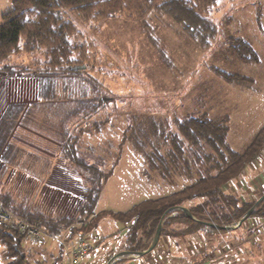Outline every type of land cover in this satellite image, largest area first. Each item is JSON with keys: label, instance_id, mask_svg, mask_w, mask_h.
Segmentation results:
<instances>
[{"label": "rangeland", "instance_id": "374dc122", "mask_svg": "<svg viewBox=\"0 0 264 264\" xmlns=\"http://www.w3.org/2000/svg\"><path fill=\"white\" fill-rule=\"evenodd\" d=\"M11 2L12 0H0V17L11 9ZM205 14L215 27L207 44L183 32L170 17L154 12L143 22L128 21L124 15L118 13L99 25L95 21L83 23L75 18L74 21L83 35V42L92 45L89 49H96V61L92 58L94 54L91 55L87 48L89 52L81 60L88 63V68L83 69L79 75L56 74L53 96L38 97L35 70L31 67L28 72L33 77H25L18 72L14 78H8L0 72V113L10 102L29 103L25 107L19 128L17 126L18 130L14 131L13 139L17 136L26 138L27 141L31 139L25 132H20V127L35 129L48 136L61 119L79 107L83 109L82 102L91 98L95 100V105L105 104L103 106L106 109H101L98 117L103 119L108 113L110 122L99 133L92 130L90 133L84 132L82 135L84 142L97 144L110 140L112 144H116L123 129L129 123L133 124L131 120L134 116L137 124L142 122L141 117L147 115L164 122L190 112H206L211 116L227 114L230 118L227 142L235 150L243 149L264 123V0H218ZM232 36L248 40L259 61L256 63L240 61L228 46V40ZM31 54L9 56L0 63V67L12 64L32 65L38 56ZM214 68L231 75L245 76L247 79L240 84L227 83L212 71ZM93 80L96 86L93 85ZM100 99L102 101H97ZM71 122L72 125L75 123L73 120ZM34 123L38 126H34ZM81 125L87 127L84 123ZM145 150L150 152L149 148ZM136 153L130 143L124 144L119 163L99 196L98 210L112 204L121 205L119 208L130 207L144 199L169 194L188 182L186 177L178 173L175 177L171 176V180L162 178ZM21 156L20 152L14 161L24 158ZM164 157L169 169L174 168L173 164H176L181 172L182 163L179 161L173 163L167 153ZM55 160V168L41 186H38L31 177L10 170L12 164L2 167L0 161L1 191L8 190L17 194L19 199L26 196L45 213L51 215L70 213L84 188L83 176L67 161L61 160V157L57 156ZM105 161L110 163L112 159ZM104 165L103 172H106L110 164ZM62 167L68 169L66 177L60 170ZM251 171H255L256 175L263 171L259 191L262 195L264 170H261V167L253 170L250 164L246 174ZM149 174H153L151 176L153 178ZM51 180L52 182L48 183ZM62 182L71 185L70 193L66 198H62L65 199L63 203L61 201V204H58L60 200L56 199L52 206L48 193L45 195V186L48 184L60 186ZM245 188L241 177L230 188V192L243 200L248 194ZM122 192L130 196L121 204H116L114 199ZM170 215L174 217L184 213L180 210ZM192 215L198 220L209 219L206 214ZM236 222L235 220L229 225ZM243 223L230 233L205 234L202 242L198 240L206 250L209 246L212 248L213 241L216 240V244H219L225 239L222 248L215 246L211 252L213 256L210 255L211 248H207L208 252L185 248V245L197 242L192 234L174 237L172 242L176 247L178 245V250L173 248V251H169L165 242L161 248L163 256L169 259L177 255L179 257L177 264H264V234L246 240L248 237L243 231V226L251 225L246 221ZM163 229L162 227L161 230ZM118 233L123 236L126 230L122 229ZM214 236L215 239L212 238ZM241 236L247 238L236 243ZM47 243L49 246L56 244L50 241ZM150 243L145 240L140 247L134 244L126 246H130L128 250H140L148 247ZM94 248L90 253L99 252L102 246ZM220 249L224 252L220 253ZM206 254L212 257L204 260ZM185 255L188 256L187 259ZM3 263L6 264V260H2L0 255V264Z\"/></svg>", "mask_w": 264, "mask_h": 264}, {"label": "trees", "instance_id": "16d2710c", "mask_svg": "<svg viewBox=\"0 0 264 264\" xmlns=\"http://www.w3.org/2000/svg\"><path fill=\"white\" fill-rule=\"evenodd\" d=\"M217 1L12 0L11 9L1 16L0 63L9 56L23 53H32L31 55H37L38 58L36 57L34 63L28 66L4 65L0 67V72L8 78H14L18 72L22 76L33 77L28 72L31 67L35 70L38 97L53 96L56 74L79 75L78 73L83 69L88 68V63H83L81 59L87 56L89 52L87 48L92 45L83 42V35L74 21L75 18L83 23L95 21L99 25L118 13L124 15L128 21L143 22L150 13L154 12L170 17L183 32L207 44L215 27L205 13ZM228 46L244 63L259 61L255 50L245 38L232 36L228 40ZM89 50L91 55L94 54L92 58L96 61V49ZM212 71L227 83L240 84L247 79L245 76L231 75L215 68ZM92 83L96 86L95 80ZM99 93L100 91L97 95ZM94 101L91 98L86 99L82 102L83 109L79 107L65 116L51 132V139L60 151L61 160L67 161L83 176L84 188L81 189L78 201L74 207L72 206V211L67 212L68 214L51 215L45 213L28 197L23 196L19 199L17 194L1 189L0 206L39 226L44 234L70 241L90 234L97 227L101 217L109 216L127 223V243L140 247L145 240L151 242L162 215L173 205L199 199L200 203L190 211L193 214H206L209 217L208 221L225 226L235 220L238 221L256 201H243L235 194L226 192L225 187L240 178L250 162L259 157L264 148V123L240 150L231 148L227 142L230 120L228 115L211 116L206 112H190L164 122L147 115L141 117L142 122L137 124L134 116L131 120L133 124L129 123L123 129L121 138L116 144H112L110 140L107 143L94 144L84 142L82 139L84 132L90 133L92 130L99 133L110 122L108 113L103 119L98 117L99 111L106 109L103 106L105 104L95 105ZM25 107H27L26 103L10 102L0 115L2 167L11 164L18 151L13 134L25 113ZM71 120L75 121L73 125ZM82 123L87 127H83ZM126 142L130 143L136 154H139L148 167L157 171L156 174L162 178L171 180V176L175 177L178 173L186 177L188 182L178 190L158 198L143 200L124 212H97L96 206L101 188L117 166ZM146 148H149L150 152H147ZM166 153L173 163L176 161L182 163L181 172L176 164H173L174 168H168L164 157ZM108 159L112 161L110 163L105 161ZM104 164H110L106 172H103ZM60 170L66 177L68 169L62 167ZM151 175L153 174H149ZM51 182L52 180L48 183ZM66 183L62 182L60 186L56 184L45 186V195L48 193L52 206L56 199L60 200L58 204L61 201L63 203L65 199L62 198H66L70 193L71 185ZM178 211L180 210L171 211L168 216ZM246 222L251 225L243 226L248 238L241 236L236 243L243 242L246 238L252 240L254 235L264 228V204L252 212ZM163 228L164 236L170 239L196 232L206 235L232 232V230L216 229L207 224L197 223L185 215L168 217L163 223ZM25 239L17 231L0 228L2 260H6V264H46L44 256L43 260H38L36 254L41 255V251L45 252L46 250L41 248H45L47 244L43 242L37 244L38 246L27 248L24 245ZM212 243L221 247L224 240L223 243L216 244V240ZM58 247L59 256L56 258L58 261L51 264L62 263L63 250L59 245ZM127 251L135 254L141 250ZM207 257L210 256H206V259H209Z\"/></svg>", "mask_w": 264, "mask_h": 264}, {"label": "crops", "instance_id": "0c3cea01", "mask_svg": "<svg viewBox=\"0 0 264 264\" xmlns=\"http://www.w3.org/2000/svg\"><path fill=\"white\" fill-rule=\"evenodd\" d=\"M0 22H1V17H0ZM31 103L35 104L37 102H31ZM26 104H27V106L29 105V103H26ZM35 125L36 124L34 123V126ZM36 126H38V125H36ZM18 128H19V126H18ZM18 128H17V130H18ZM20 128H21L20 132L21 131L25 132L28 135V137H30L31 139L29 141H27L26 138H21L18 136L14 138L15 144L17 145V148H18V151H17L15 157H18L19 153L21 152L22 153L21 158L22 157H24V158L23 159H15V161L13 160L11 163L13 167H11L10 170H14V171H17L21 174H25V175L31 177L35 181V183L37 182L38 186H41L46 182V180L49 177L50 173L52 172L53 168H55L54 167L55 163H56L55 159L57 158V156L59 157L60 151L57 148V145L51 139L52 133H50V131H48L47 129L46 130L50 133L48 136L43 135L42 132L36 131L35 129H30L27 127L26 128L20 127ZM43 130L46 132L45 129H43ZM102 130L103 129H101V131ZM30 141H32L33 143ZM34 143H36V144H34ZM11 164H9V166ZM250 164H251L253 170L257 169V167H258V169L261 167V170H264V148H263L262 152L260 153L259 157L256 160H254L253 162H250ZM250 164L248 166H250ZM260 173L259 174L257 173V175H256L255 171H251V172H249V174H246V171H245L243 173V175L241 176V177H243V186L246 187L245 192L248 193L246 196L247 198L243 199V201H254L259 196H261V193H259V191H260V186L262 185V181H263V179H262L263 171H261ZM151 178H153V177H151ZM151 178H149V179H151ZM236 181H237V179L232 181L230 184L226 185L225 191L230 192V188H232V186L236 183ZM105 185H106V183L102 186L101 191L99 193V196H101L100 194L104 190ZM129 196L125 195L124 192L119 193L118 198L114 199V202H117L116 204H121ZM148 199H153V198H148ZM144 200H146V199H144ZM98 202H99V198H98ZM98 202H97V206H98ZM197 203H200L199 199H192L190 202L184 203V204H187L189 206V209L191 210L195 205H197ZM97 206H96L97 212H105V211L124 212V211L129 210L133 205L130 207L125 206V207L119 208L118 206H121V205L112 204V205H110V207L103 208L100 210H98ZM171 216H169V217H171ZM167 218L163 219L162 227H163L164 221ZM116 222H118L120 225H117ZM122 229L126 230V233H124L123 236L120 235V233H118L119 231H122ZM166 231H168V230H166ZM162 233H163V231H162ZM192 236H194L195 239L197 240V242H196L197 244L195 243L192 245H185V248L187 250H192L194 248V249H198L199 252H201V251L208 252L207 248H211V247L209 246L205 250L203 244H200V241L202 242L205 234H203L201 232H196V233L192 234ZM84 237H86L88 239V241L92 244L93 248L95 247L94 249H96L97 247H101V246H102V249L99 250V252H92V253L85 255L81 259L80 264H108V262L111 260V258L115 254V252H117L121 248H124L126 245H129V243H127L128 242L127 241V223L114 220L113 218H110L109 216L101 217L100 220L98 221L97 227L93 231H91L90 234L88 233V235L83 236L82 238H84ZM212 238L215 239V237H212ZM79 239L80 238L76 237V238L72 239L71 241L77 242V240H79ZM173 239H175V238L170 239L169 237H165L164 233H163L162 237H160V240H158V241H162L161 245L157 246L155 248V250H153L152 252L147 253V254H143V255H135V254L134 255H124L123 257L117 258L115 260L114 264H177L178 259H179V257L177 255L168 259V258H165L163 256L164 254L161 250V248L164 247L165 242L167 243L169 251H173V248H176L178 250V245L176 247L175 244L172 242ZM198 240H200V241L198 242ZM46 244L47 245L45 248H41L39 246L41 249L46 250V251L45 252L41 251V253H42L41 255L36 254L37 259L43 260L42 258L44 256V258L46 259V264H51V263H54L55 261L57 262L58 260L56 258H58V256H59L58 245L52 244L51 246H49L48 243H46ZM157 244H158V242H157ZM24 245L27 248L38 246L37 244H34L32 241H30L28 239H25ZM180 246L182 247L184 245H180ZM222 247L223 246L221 245V248ZM214 248H215V244L213 243V246L210 249V255H212V256L214 254H211V252L214 251ZM221 252H224V251H222V249H220V253ZM206 256H208V255L206 254L204 256V258H203L204 260H207ZM212 256H210V258ZM187 258H188V256L185 255V259H187ZM59 262H61V261H59Z\"/></svg>", "mask_w": 264, "mask_h": 264}, {"label": "built area", "instance_id": "2783aa9c", "mask_svg": "<svg viewBox=\"0 0 264 264\" xmlns=\"http://www.w3.org/2000/svg\"><path fill=\"white\" fill-rule=\"evenodd\" d=\"M0 228L8 231H17L24 238L36 244L47 243L48 241L55 242L63 250L61 264H80L81 259L93 250L92 244L86 237L80 238L77 242H72L62 237L51 236V234L49 236L44 234V231L39 226L27 222L24 218L17 216L2 206H0ZM261 234H264V228L257 232L254 237H258Z\"/></svg>", "mask_w": 264, "mask_h": 264}, {"label": "water", "instance_id": "95a60500", "mask_svg": "<svg viewBox=\"0 0 264 264\" xmlns=\"http://www.w3.org/2000/svg\"><path fill=\"white\" fill-rule=\"evenodd\" d=\"M264 201V193L254 202V204L251 206V208L233 225H225V226H221V225H217L214 224V222L212 221H205V220H198L195 219L192 215V212L189 209V206L187 204L181 203V204H177V205H173L171 207H169L164 214L162 215L163 217H161V220L157 226V229L155 231V234L152 238L151 243L149 244L148 247L140 249V253H137L135 255H143V254H147L152 252L153 250H155V248L157 246H160L162 241H159L158 244L156 243V239L158 236L163 235L162 233V221L163 219L169 217L168 213L171 211H174L176 209L182 210L184 215L191 218L192 220H194L197 223H202V224H207L211 227H214L216 229H224V230H233L236 229L237 227H239L244 221H246V219L249 217V215L252 214V212L256 211L263 203ZM171 216V215H170ZM128 248H130V246H125L124 248L119 249L117 252H115V254L113 255V257L111 258V260L108 262V264H114L115 260L117 259V257L124 251L128 250Z\"/></svg>", "mask_w": 264, "mask_h": 264}, {"label": "bare ground", "instance_id": "6f19581e", "mask_svg": "<svg viewBox=\"0 0 264 264\" xmlns=\"http://www.w3.org/2000/svg\"><path fill=\"white\" fill-rule=\"evenodd\" d=\"M177 210H179V209H177ZM158 239H159V236H158L157 239H156V243L158 242ZM137 253H140V252L138 251V252H136L135 254H137ZM124 255H132V253L129 252V251H124V252H122L117 258H119V257H121V256H124Z\"/></svg>", "mask_w": 264, "mask_h": 264}]
</instances>
